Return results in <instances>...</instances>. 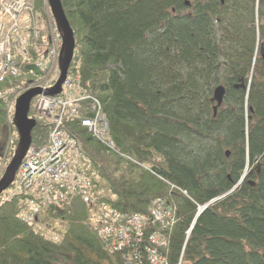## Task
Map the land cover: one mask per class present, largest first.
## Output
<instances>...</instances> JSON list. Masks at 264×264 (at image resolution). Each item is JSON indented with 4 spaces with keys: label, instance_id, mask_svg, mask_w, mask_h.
<instances>
[{
    "label": "trees",
    "instance_id": "obj_1",
    "mask_svg": "<svg viewBox=\"0 0 264 264\" xmlns=\"http://www.w3.org/2000/svg\"><path fill=\"white\" fill-rule=\"evenodd\" d=\"M33 1L34 11L42 12L45 0ZM61 1L76 38L74 62L104 103L120 152L86 135L78 120L70 125L83 136L77 137L88 146L100 184L111 190L107 201L137 212H149L157 198L168 201L177 216L171 248L163 253L170 264L181 257L183 264H264V166L255 187L244 183L197 219L182 253L195 203L230 191L246 160L264 155V0ZM15 60L23 71L32 68L18 55ZM26 78L6 79L0 91L26 85ZM218 85L226 95L214 116ZM6 122L0 100V126ZM49 130L38 119L32 142L44 144ZM124 153L149 169L165 168V177L194 201ZM73 205L74 213L58 216L60 242L35 236L15 217L14 204L0 208V264L106 262L94 224L76 219L82 204ZM168 230L151 223L140 246L149 244L150 233Z\"/></svg>",
    "mask_w": 264,
    "mask_h": 264
},
{
    "label": "bare ground",
    "instance_id": "obj_2",
    "mask_svg": "<svg viewBox=\"0 0 264 264\" xmlns=\"http://www.w3.org/2000/svg\"><path fill=\"white\" fill-rule=\"evenodd\" d=\"M27 1L28 2H22L20 6H30L31 0ZM2 2L3 0H1V3ZM222 2H224V0H222ZM45 3L46 6L42 12L38 11V13H34L24 10L23 12H19L21 17L17 15V18L13 17V12L10 14L0 11V53L2 54L0 66L7 58V55L3 54L4 49L7 48L10 50L12 64L16 69L14 72L10 71L7 77L0 80V83L9 78L15 80L19 76H23L31 71L34 72L32 76L28 74L30 77L26 78V85H16L12 87L14 91L11 96L7 97L5 91H0V100L5 108L7 116V122L2 123L0 126V144L5 146V148H0V160L5 162L1 165L2 171H0V181L4 177L9 164L14 160L17 149L20 147L19 131L14 120L16 102L19 97L29 92V90L36 85V88L41 91L39 94L35 95L30 102L28 118L35 120L36 125L38 119H42L45 122L49 119L51 122L49 121L50 130L46 142L40 145H35L31 142L28 150L32 149L35 145L34 152L40 157L39 159L41 161L51 163V159L58 160L64 168L59 173H56L55 169L50 164H45L41 166V168H36L33 175L29 176L30 178L27 181L20 180L17 176L19 173L17 172L12 184L0 192V208L14 204L16 208L15 217L21 223L29 226V229L35 236L49 242H60L62 236H60L56 230L60 222L58 216L64 219V216H66L65 214L69 212L74 213L75 210L72 209V206L77 207V205H73V203L79 200L82 207H79L77 211L82 215L76 213L75 217L81 222L90 225L94 224L92 226L94 229L93 231L97 239L101 242L107 255L106 262L104 260L102 264H110L111 262H117V264H161L159 262L162 258L154 257L153 252L159 256H164V251L167 252L170 250L172 233H174L175 230L173 221H175L176 225L177 216L174 220L169 214L165 216L166 221L170 224L173 223V225L167 232H162L158 237H154V239H161L155 243H153L152 238H148L149 244H143L141 247V239L146 235L140 237L139 233L144 232V227L148 226L149 219L151 218L150 213L155 206L164 213L165 207H169L168 205L170 203L164 198H162V200L157 198L154 204H157V201H159L163 206L153 205L149 212H137L129 208H126V211L120 210L117 206L109 203L105 198V192L111 193V190L106 186L105 182L100 184L98 180L99 170L89 157L88 146L84 147L83 141L79 138L83 136L72 132L74 129H71L70 125L78 120L81 125L80 127L83 128L86 135L92 136V138L104 145L108 151L120 154L111 136L110 122L105 111L104 103L97 95L89 91L91 90L90 84L88 81H84L82 77L81 64L78 61L74 62L77 45L75 37L74 56L72 67L69 71V73H72L70 80L67 76L61 84V92L54 96L44 93L45 90L39 87V83H42L48 71L60 69L61 58L64 56L62 49L64 48L62 33L52 22H55V20L51 12L49 0H46ZM188 5H191L190 1L186 2V6ZM32 6L34 5L32 4ZM175 11L174 9V12ZM16 55L21 57L27 64L31 65L32 68L23 71L19 63L15 60ZM43 68H45V74L35 71L42 70ZM51 77L54 79L55 84L60 82V73L58 71ZM74 82L80 88L73 87L72 83ZM219 86L223 85H218L217 87ZM217 87H215V89ZM242 87L244 88V86ZM77 90H80V93L71 95ZM16 92L18 93L16 94ZM14 95L16 96L13 98ZM69 97L73 99L71 101H78V105L74 112H66L64 109L60 110V115L63 116L62 120H59L54 114L51 116L49 115V105L43 107V103L47 101V99H52L51 102L54 103L56 101H63L65 98L68 100ZM213 98L214 92L211 97V102L215 106ZM216 114L217 112L214 111V116H216ZM81 115L83 117L80 118ZM84 120H89L92 122V125L85 126L83 124ZM52 124L59 128L60 132H64L62 137L66 139L65 145L53 134L55 128ZM67 146L71 152H73L72 154L78 156L80 163L76 162L74 156L66 148ZM125 155L122 154V157L127 160H132L133 163L135 162V164L139 165L142 169L151 170L150 172L154 175H158L160 179L167 184L170 190L174 189L176 192L194 201L187 191L182 188H176L171 181L165 177V174H163L165 173V168L154 167V169H149L147 165L141 164L134 157ZM24 160L19 169H22ZM263 160L264 155H260L255 159V162L251 163L250 160L247 159L240 180L230 191L215 196L203 204L199 202L195 203L197 205V213L194 221L190 223L185 232L187 236L182 249L183 255L186 253V245L188 244L197 219L203 215L208 208L216 206L230 194L239 190L244 183L255 187L262 175L264 166ZM76 166H80L84 169L83 174L85 175L83 180L76 176L71 170ZM158 171L160 172L158 173ZM43 174L45 176H43ZM17 182L20 184H17ZM49 188L51 190H49ZM52 210L57 214H52ZM64 212L65 214H62ZM229 215L235 216L237 214L230 211ZM237 218L238 216L233 219L236 220ZM74 223H76L75 219H73L72 224ZM243 240H245V246H250L251 243L247 239ZM256 249L260 248L257 247ZM167 264H170L169 259H167ZM178 264H183L182 257Z\"/></svg>",
    "mask_w": 264,
    "mask_h": 264
},
{
    "label": "built area",
    "instance_id": "obj_3",
    "mask_svg": "<svg viewBox=\"0 0 264 264\" xmlns=\"http://www.w3.org/2000/svg\"><path fill=\"white\" fill-rule=\"evenodd\" d=\"M22 2H28V1L27 0H12V1L3 0V2L1 3V0H0V11L6 12V13H10V14H11V12H13V17L14 18H17L16 17L17 15L19 17H21L19 15V12H23L24 10L32 11V12L36 13L34 11V6H32V4L34 5L33 0H31L30 6H20V5H22ZM26 21H28V20H26ZM3 54L7 55V58H6L5 62L0 66V80H2L4 77H7L8 74L10 73V71L14 72L16 70L15 67L13 66V64H12V55L10 53V50L5 48L4 51H3ZM1 57H2V54L0 53V59H1ZM42 70L44 72H46L45 68H43ZM58 72H59V70H58ZM54 73L52 72V70L48 71L47 74L44 73L46 75V77L42 81V83H39V85H40L39 87H42L44 90H48L50 88H53L56 85L54 83V79L51 77V76H54ZM29 74L33 75L34 72L31 71V72H29ZM71 75H72V73H68V75H67L69 77V80L71 78ZM36 86L34 88H36ZM72 86L80 88L75 82L72 83ZM76 93H80V90L74 91L71 95H76ZM71 100H73V99L69 97L68 100L65 98L63 101H56V102L53 103V102H51L52 99H47V101H45L43 103V107L49 105V109H48L49 115L51 116V115L54 114V115H56L59 118V120H62L63 116L60 115V110L64 109L66 112H69V111L74 112L76 110V107L78 105V101H71ZM100 118H101V116H100ZM83 124L85 126H89V125H92V122H90L89 120H84ZM54 128L55 129H54L53 134L55 135V137L59 138L62 141V143L65 145L66 139L62 137V134L64 132L63 133L60 132L59 128H57L56 126H54ZM34 148H35V145L32 147V149L28 150L27 155H26L25 160H24V165H23L22 169H19V171H18L19 175H17V176L20 178V180L27 181L30 178L29 176L33 175V172H34V170L36 168H41V166H43L45 164H50L55 169L56 173L57 172L59 173L60 171L63 170L64 167L60 163V161H58V160H52L51 159V163H46L47 161H41L39 159L40 157L38 155H36V153L34 152ZM66 148L70 151L71 154L73 153V152H71V150L69 149L68 146ZM72 155L76 159V162L80 163V161L78 159V156L75 155V154H72ZM47 159H49V158H47ZM71 170L75 173L76 176L80 177L81 180L84 179V175L85 174H83V170L84 169L82 167L76 166V167H74ZM43 176H45V175L43 174ZM17 184H20V183L17 182ZM66 186H67V184H66ZM49 190H51V189L49 188ZM153 205L163 206L162 204L159 203V201H157V204H153ZM168 208L169 207H165V211H164V213H162L155 206L152 209L151 213H150L151 218L149 219L148 226L144 227L145 231L148 229V227L151 225V223L153 225H155L156 223L162 224L164 230L170 228L173 225L174 221H173L172 224L168 223L166 221V217L165 216L167 214H169V215L172 216V219L174 220L175 219V213H174L173 210H170ZM145 231L144 232H140L139 236L142 237L143 235H145ZM161 233H162V231H156V232L150 233L148 238L149 239L152 238L153 239V243H155V242H157V241H159L161 239H154V237L155 238L158 237L159 234H161ZM153 256L162 258V260L159 263L167 264V257L166 256H159V255L155 254V252H153Z\"/></svg>",
    "mask_w": 264,
    "mask_h": 264
},
{
    "label": "water",
    "instance_id": "obj_4",
    "mask_svg": "<svg viewBox=\"0 0 264 264\" xmlns=\"http://www.w3.org/2000/svg\"><path fill=\"white\" fill-rule=\"evenodd\" d=\"M49 5L51 7V12L53 14L55 23L59 31L62 33V38L64 42V56L61 58L60 63V82H58L53 89L47 90L44 93L54 96L61 92V84L67 77L68 70L73 60L74 56V48H75V40H74V32L73 29L65 15L63 5L61 0H49ZM40 89H31L29 92L25 93L21 97L18 98L16 102V113H15V123L17 125V129L19 131V140L20 147L17 149L16 156L14 160L9 164L4 177L0 181V192L5 190L12 184L15 175L26 157L28 152V148L32 142V129L36 125V121L28 118V111L30 107V102L32 98L39 94ZM225 87L219 86L214 90V98L213 102L216 103L214 106V111L217 112L218 108L222 106L225 98ZM227 156H229V152H227Z\"/></svg>",
    "mask_w": 264,
    "mask_h": 264
},
{
    "label": "rangeland",
    "instance_id": "obj_5",
    "mask_svg": "<svg viewBox=\"0 0 264 264\" xmlns=\"http://www.w3.org/2000/svg\"><path fill=\"white\" fill-rule=\"evenodd\" d=\"M45 2H46V0H45ZM39 71H42L43 74L45 73L43 70H39ZM56 71H58V69H57ZM56 71H52V72L54 73V72H56ZM29 75H30V74H29ZM29 77H30V76H29ZM13 91H14L13 88H12V89H9L8 91H6V92H5V93H6V96H7V97H8V96H11V94L13 93ZM45 91H47V90H45ZM17 93H18V92H16V94H17ZM15 96H16V95H14L13 98H14ZM49 121H50V120L48 119V120H47L48 124H49ZM50 122H51V121H50ZM52 125H53V124H52ZM0 161H1V160H0ZM3 162H4V161H1V162H0V171H2V166H1V165L3 164ZM4 163H5V162H4ZM0 175H1V174H0ZM0 177H1V176H0Z\"/></svg>",
    "mask_w": 264,
    "mask_h": 264
}]
</instances>
